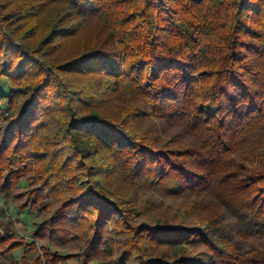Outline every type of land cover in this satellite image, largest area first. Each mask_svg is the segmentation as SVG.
I'll use <instances>...</instances> for the list:
<instances>
[{
	"label": "trees",
	"instance_id": "obj_1",
	"mask_svg": "<svg viewBox=\"0 0 264 264\" xmlns=\"http://www.w3.org/2000/svg\"><path fill=\"white\" fill-rule=\"evenodd\" d=\"M3 79L0 264H264V0H0Z\"/></svg>",
	"mask_w": 264,
	"mask_h": 264
},
{
	"label": "rangeland",
	"instance_id": "obj_2",
	"mask_svg": "<svg viewBox=\"0 0 264 264\" xmlns=\"http://www.w3.org/2000/svg\"><path fill=\"white\" fill-rule=\"evenodd\" d=\"M0 89L1 91L6 92L10 90L9 83L7 79H3L0 81ZM18 219V211L17 209L11 204L8 203L4 198H0V225L2 221H17ZM21 222L17 224V230L21 237H24L28 243H32L34 240L31 236L32 231L34 229V224L38 219L36 215L31 211H27L24 215L21 216ZM2 227V226H1ZM24 250L20 249L14 253V259L16 261H20L23 257ZM67 264H78L76 261H71Z\"/></svg>",
	"mask_w": 264,
	"mask_h": 264
}]
</instances>
